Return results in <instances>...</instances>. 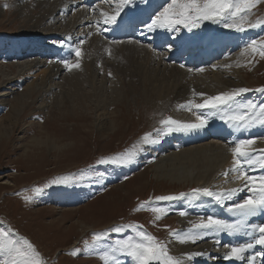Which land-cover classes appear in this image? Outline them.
I'll return each mask as SVG.
<instances>
[{
  "label": "rangeland",
  "instance_id": "rangeland-1",
  "mask_svg": "<svg viewBox=\"0 0 264 264\" xmlns=\"http://www.w3.org/2000/svg\"><path fill=\"white\" fill-rule=\"evenodd\" d=\"M100 1L103 5L95 4L88 11L91 15L95 12L97 18L101 7L113 9L111 5L115 2ZM41 3V0H0V67L6 72V76L0 73V130L4 128V133H0V228L11 229L15 234L13 239H27L39 253L43 264H103L100 256L109 250L115 241L128 237L138 238L131 227H125L121 233L113 231L122 225L139 226L157 241L166 244L169 254L178 259L171 248L174 237L170 233L182 229L180 223L183 216L180 212H185V208L180 211L177 209L182 207L181 202L188 197L193 198L196 194L193 190L199 188L197 185L172 184L159 178L153 166L158 161L156 158L137 166L133 164L140 155L147 154L139 150L142 138L146 134L156 133L159 127H164L161 121L168 117L173 104L176 105L175 94H161L158 91L162 90L159 89L161 85H151L150 81L143 78L142 68L140 71L134 68L136 62L143 63L144 59L140 58V55H134L132 50L116 52L111 46L115 41L110 40L107 50H103L105 53L102 63L110 67L104 69L105 66L97 65L100 71L93 87L88 82L81 84L82 81L85 82L86 77L84 80L81 78L84 73L81 68V53L69 60L73 65L78 63L79 68L73 67L69 70L63 66V72L60 71L57 78L48 83L49 93L44 91L34 95V100L30 99L28 106L18 111L16 97L18 94H25L33 81V75L29 76L27 73H22L20 78V70H28V66H33L37 61H33L37 56L29 58L26 50L40 48L42 45L43 49L51 52V48L45 47L52 44L58 46L59 42L63 47H68L64 45L67 43L64 41L67 39L65 36H60L58 40L55 38L56 34L66 30L60 23L61 15L56 13L47 17ZM77 3L79 5V0ZM170 3L171 0L166 1L158 13ZM80 5L79 8L84 6ZM79 8L76 12H68L65 19L72 22L77 12H83V9ZM132 8L144 9L139 3L134 4ZM133 17L136 18H130ZM247 19L250 23H261L257 27L244 24V29L251 36L241 49L235 50L229 56L224 54L221 60L212 62L210 66L190 68L193 72H202L200 69H203L204 74L212 75V68L216 67L224 74L230 71V67L225 66L224 70L219 67H224L223 62L230 64L228 60L235 59L236 62L232 65V72L235 73L226 76H230L227 79L236 81L241 88L249 90L239 95L238 105L245 111L249 110L246 107L248 104L260 103V107L264 108V92L257 91L264 89V57H261L258 51H245L252 41L264 42V0H260ZM227 22L231 23V20ZM144 30L149 33L150 38L159 35H174L173 38L176 36L186 41L193 38L191 30L179 25L172 31L166 28H158L156 32H151L148 28ZM71 31L74 36L80 32L76 27ZM128 39L129 37L125 42H128ZM173 43L174 41H171L167 45V51L159 53H154V50L145 46L152 55L157 54L152 64L154 73L164 70V66L159 65L158 61L171 55V51L177 46ZM194 54L198 55V52ZM190 56L196 57L189 53L187 58ZM192 58L191 61H194ZM186 59L182 60L181 64L185 65ZM56 60L55 65L59 66L62 59ZM40 62L44 63L43 60ZM172 62L167 61V64L182 67L179 63L176 65ZM187 66L189 64L185 65ZM59 67L61 69V66ZM75 76H78L83 89V96L76 102L67 93L68 83ZM38 78L36 83L41 81ZM63 78L67 79L68 83L63 82ZM99 90H103L105 94L103 99H100L102 104L97 98L98 94H101ZM170 98L174 102L168 105L167 109L161 99L171 101ZM237 113L244 114L241 111L234 114ZM115 120L118 127L112 130L108 125ZM170 133L171 131H168L165 134ZM37 139H40L39 143L36 142ZM260 151L258 149L252 154L259 158ZM128 152L134 153L130 161L117 159ZM258 167H252L250 173L259 175L255 172ZM64 178H67L64 182H54ZM221 179L231 181L224 185L218 181L217 187L221 188V191L238 187L241 183V180L236 179V173H229L227 177L224 174ZM166 196L176 199L157 200L158 197ZM149 202L151 207L164 210L159 214L160 219H156L157 214L148 208L137 211L141 204ZM97 234L101 235L100 240L94 239ZM100 241L101 244L90 249L91 244ZM76 250L77 255H70ZM117 259L118 264L135 263L131 257L124 254L118 253ZM4 260L5 255L0 253V264H3Z\"/></svg>",
  "mask_w": 264,
  "mask_h": 264
},
{
  "label": "bare ground",
  "instance_id": "bare-ground-1",
  "mask_svg": "<svg viewBox=\"0 0 264 264\" xmlns=\"http://www.w3.org/2000/svg\"><path fill=\"white\" fill-rule=\"evenodd\" d=\"M41 1V7L46 16H52L56 13L61 15L60 23L66 27V30L56 34L57 36H55V38L59 39L60 36H65L67 38L64 40L67 42L66 44L74 49V52L75 49L79 48V55L82 53L81 68H83L84 73L81 74V78L84 80V77H86L85 82L82 81L81 84L88 82L93 87L98 78V72L100 71L97 65L103 67L105 66L102 64L104 63L103 54L105 53L103 50H107L106 47L109 45V41L114 40L115 43L111 46L114 47L116 52L121 50H132L134 51V55H140L139 57L144 59L143 63H133L135 69L139 70L142 68L144 79L150 81V83H152L151 85H161L162 87L159 89L162 90H158L161 94L164 92H172L175 94V102L177 106H174L173 104L171 107L172 111L168 114L166 119L172 118L173 120L183 124L198 123L196 119L197 115L206 119L207 122L202 128L172 130L170 134H165L168 132L166 126L159 127V131L152 133L151 135V139L155 142L143 143L141 141L139 144L141 145L139 150L146 152L147 154L140 155L138 159L133 161L134 166H137L139 163H147V160L156 158L158 161L153 164V166L157 170L156 173L158 177L163 180L170 181L172 184L197 185L199 189L207 188L217 194L224 193L225 195L230 189H238L236 194L230 199H224L219 202H217L214 196L210 197L202 193H196L193 198L188 197L184 202H181L183 207L178 209L180 211L182 208H185L186 215H184L181 219L180 224L182 229H180L179 233L183 235L191 230L193 234H203V239H198L195 243H192L191 241L180 243L174 238L171 243V248L178 256V259L182 261V264H253L251 259L253 256L256 257L254 264H262L258 254L260 252H264V247L255 244V239L260 235L256 229L258 226L264 225V218H262V215L258 212V210L247 218H242L238 213L229 211V208H232L237 203H242L245 199L252 196L253 193L249 191L248 187H244L245 181L243 180H241L238 187L234 186L233 188L230 187V189H223L224 191H221V188L218 189L217 187L219 183H223V185L225 183H229L230 179H221L225 173H235L231 171L234 167L231 149L236 143L241 140H253L254 144L251 145L249 149L250 152H255L258 149L264 150V123L260 122L261 119H264V117L260 116V111L262 109L260 107L261 104H255V109L245 111L238 105L240 100L239 96H237L234 101H231L229 104L223 105L220 108L196 109L193 107L192 110L189 111L187 107L190 101L193 104L203 103V101L208 97L217 96L223 93H230L238 88H241V85L236 84V81L234 82L231 79H227V77L230 76H226V74L235 73L232 72V70H234L232 65L236 62L235 59H229L228 61L230 64L226 63V61L223 62L225 63L224 67H219L223 70L225 69V66L230 67V71H226L224 74L222 70H218L216 67L212 68V75L204 74V71L193 72L192 69L198 66H206L214 62L215 59L217 60V58H221L225 52L228 53L229 51L241 49L244 42H246L248 37L251 36L250 33L245 29L243 31H237L235 28L225 27L224 21L214 23L211 20H202L200 21L198 27L191 29V34L193 36L191 40H181L176 36L173 38L174 35H159L153 37L156 42L161 43L159 46L169 45L171 41H176L177 43H175V45L177 46L175 48L178 49L177 51L174 49L171 51L172 53H175L176 51L175 54L166 56L164 59L162 58L158 61L159 65L164 66V70L159 67L162 72L159 71V73L157 72L156 74L154 73L155 70L153 71L152 69V64L154 63L153 59L157 57V54L152 55V53L145 46H142L141 42L143 41L125 42L126 38H117V28L120 27L119 30H122L124 28L122 25H117V27L114 28V23L110 25L104 23V17L101 15V12H106L110 15L114 14L116 10L115 5L118 0L114 2L115 8L113 10L101 7V9H99L100 14L98 18L95 17V12L92 15L88 12L89 6L86 4L84 7L80 8L83 9V12H77L72 22L67 21V18L65 19V15H67L68 12L76 10L77 0ZM159 1L160 0H156L154 2L152 0H128L127 4L122 8L120 14L126 12L125 16L133 21H150L149 15ZM136 3H139L144 9L139 10L137 8H132ZM137 13H139V17ZM132 16H135L136 18H130ZM119 18L120 15L117 17V21ZM75 27L78 28L80 32L78 35L74 36L71 30ZM157 30L158 28H155L154 30H151V32H156ZM52 31L54 30H51V32ZM142 32L148 33L145 30ZM142 40H145V38ZM156 42L152 43V45L148 46V48L152 50ZM88 46H91V48ZM55 49V51H64L59 47ZM169 49H172V47H169ZM192 49L195 50L194 53L198 52L196 58L200 56V59H202L201 62L199 61L196 63L195 61H191L192 57L190 56V58L186 59L188 61L187 64H189L187 67H178L174 65L170 66L167 64V61H173L172 63L176 62V59L188 54V51ZM153 52L156 53L155 51ZM177 53L179 54L176 56ZM68 54L69 52L60 53L57 57L53 56L51 58L53 61L51 59L50 61L47 60L44 63L38 61L35 62L33 66H28V70H20V78L22 77V73H27L29 76L33 75V81L31 86L27 88V92L25 94L22 93L21 95H17V99L15 101L17 106H19L18 111H21V108L24 109L27 107V103H29L28 101L30 99L34 100V95H39V93L44 91L45 93H49V90H47L48 83L57 78L60 71L63 72V69H60L59 66L55 65L54 61H57L56 58L64 59V57ZM124 57L121 58L123 59ZM130 58L128 59L130 60ZM143 64L144 66H142ZM108 67L110 66L107 64L104 69ZM0 73L1 75L6 76V72L3 71V67H0ZM77 75L79 76V73ZM78 76L71 78V82L69 83L67 82V79L65 80L63 78V82L66 81L69 85V90L67 89L68 92H66L73 97L75 102L83 96V89L79 83ZM38 77L41 81L36 83ZM64 84L66 85V83ZM141 89L142 88H140V90ZM95 91H97V88ZM193 91L196 92L194 93ZM99 92H101V94H98L97 98L98 102L102 104L103 101L100 99H103L105 94L103 93V90H99ZM173 102L174 101L172 100L169 101L167 99H161V103L163 105H167V109L168 105ZM157 104L159 105L160 103ZM152 108L154 109V107ZM237 111H241L246 114V124L243 122L237 124L228 119ZM117 124L118 122L115 120L112 124L107 125L109 128L114 130L115 127H118ZM173 126L176 127L175 125ZM1 132L4 133V128L0 130V133ZM39 140L40 139H37L36 142L39 143ZM72 146H74V143ZM247 170L249 175L253 177L264 176V169L260 167L255 169V172L259 173V175H255L254 173L251 174L250 172L252 171V168H248ZM227 176L228 175H226V177ZM218 181L220 182L218 183ZM216 187L217 189H215ZM257 195H259V193H257ZM209 216L220 219L228 224H236L241 219H245V223L240 230L234 234H229L226 231L216 232L215 230L193 229L194 223L199 222L201 218H207ZM92 227L95 228L94 226ZM248 243H252L253 247L245 253V259L243 261H230L224 259L225 254L230 251L231 247L247 245ZM191 253H203V255H197L192 259H188V254Z\"/></svg>",
  "mask_w": 264,
  "mask_h": 264
},
{
  "label": "snow or ice",
  "instance_id": "snow-or-ice-1",
  "mask_svg": "<svg viewBox=\"0 0 264 264\" xmlns=\"http://www.w3.org/2000/svg\"><path fill=\"white\" fill-rule=\"evenodd\" d=\"M128 0H118L116 4V10L114 14L101 12L104 17L105 24H113L117 21V17L120 15L122 8L127 4ZM260 0H171V3L164 8V10L157 15L148 25L149 31L155 28H166L169 31L175 30L176 27L183 26L191 30L194 27H198L200 21L211 20L214 23L224 21L225 27L235 28L237 31L244 30V24L247 23L249 27H257L261 22L250 23L248 16L251 14ZM231 20V23L227 21ZM251 49L253 53L259 52L261 57H264V42L252 41L245 51ZM77 55L80 53V49H75ZM65 67L71 70L73 67L79 68L80 65H75L70 62H64ZM203 71V69H200ZM249 91L245 88L234 90L230 93H223L217 96L208 97L203 103L193 104L189 102L188 110L192 108L205 109V108H220L223 105L229 104L234 101L235 97L242 93ZM257 91L264 92V89H258ZM203 95V94H200ZM184 107V106H181ZM249 110L256 108L254 104H248L246 106ZM260 116L264 117V108L260 111ZM198 123L183 124L178 121L168 118L161 121V124L166 126L168 131L172 130H190L196 128H202L206 124V119L200 115L196 116ZM229 120L239 124L241 122L247 123L246 114H234L228 118ZM261 123H264V119H261ZM175 125V129H173ZM143 143L155 142L151 139V134H146L142 138ZM254 144L253 140H241L235 144L231 149L233 156L234 167L231 171L236 173L237 180L245 181L244 187H248L249 191L253 193L252 196L245 199L242 203L235 204L232 208H229L230 212L238 213L242 218H247L254 214L257 209H264V176L253 177L249 175L248 168L259 166L264 169V150L260 151L259 158L255 157L252 152L249 151L251 145ZM133 152H128L122 157H118V160H131ZM102 163L104 161H101ZM247 166V167H245ZM228 175V173H225ZM58 179L55 183L64 182ZM39 191V189H37ZM195 193H202L206 196H214L217 202L230 199L236 194L238 189H230L227 194L213 193L209 189H194ZM259 193V195H257ZM183 195V194H181ZM176 197L166 196L158 197L157 200H173ZM148 208L153 213H156V219H160V213L164 212L163 209L157 207H151V203L141 204L137 211ZM181 216L186 215L185 212H180ZM245 219H241L236 224H228L220 219L214 217L201 218L199 222L193 224V229L197 230H215L216 232L226 231L229 234H234L240 230L244 225ZM125 227H131L136 233L138 238L128 237L127 239H121L115 241L114 245L109 250L104 251L100 256L103 264H118L117 254H124L131 257L135 264H182L180 259L174 258L169 254V250L166 244H163L156 240L155 237L144 232L139 226H118L113 229L116 233L124 231ZM260 233L259 237L255 239V244L264 247V225L258 226L256 229ZM15 234L11 229L0 228V253L5 255L3 264H43V261L39 258V253L34 246L27 239H13ZM180 243L191 241L195 243L198 239H203L202 233L193 234L190 230L188 233L181 235L178 232L170 233ZM94 239L100 240L101 235L97 234ZM218 243V241H217ZM253 247L252 243L247 245L231 247L230 251L224 256L225 260L230 261H243L245 259V253ZM77 251H73L70 255H77ZM203 255V253H191L188 254V259H192L194 256ZM259 257L264 264V252H260ZM253 264L256 257H251Z\"/></svg>",
  "mask_w": 264,
  "mask_h": 264
}]
</instances>
